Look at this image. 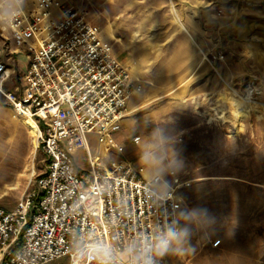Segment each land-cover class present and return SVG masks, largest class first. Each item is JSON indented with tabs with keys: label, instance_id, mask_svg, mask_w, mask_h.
<instances>
[{
	"label": "rangeland",
	"instance_id": "1",
	"mask_svg": "<svg viewBox=\"0 0 264 264\" xmlns=\"http://www.w3.org/2000/svg\"><path fill=\"white\" fill-rule=\"evenodd\" d=\"M57 1L85 11L115 52L140 66L142 92L111 158L149 178L170 182L174 172L192 182L179 191L188 235L161 255L163 264H264V0ZM249 85L261 94L247 97ZM8 118L0 128V206L11 210L32 173L44 171L45 155L34 150L30 129ZM90 143L95 151V136ZM80 158L87 167L86 154Z\"/></svg>",
	"mask_w": 264,
	"mask_h": 264
},
{
	"label": "built area",
	"instance_id": "2",
	"mask_svg": "<svg viewBox=\"0 0 264 264\" xmlns=\"http://www.w3.org/2000/svg\"><path fill=\"white\" fill-rule=\"evenodd\" d=\"M87 17L57 0L0 2L1 30L29 59L12 80L0 56V97L15 118L33 123L34 147L45 155L44 171L32 173L16 206H0V264L66 257L69 264H142L149 246L154 264H163L158 238L169 227L181 232L179 191L192 182L174 172L170 182L149 178L143 167L111 158L122 151L118 133L142 85ZM5 55H12L7 45ZM246 93L261 94L251 85ZM80 150L88 170H78Z\"/></svg>",
	"mask_w": 264,
	"mask_h": 264
},
{
	"label": "crops",
	"instance_id": "3",
	"mask_svg": "<svg viewBox=\"0 0 264 264\" xmlns=\"http://www.w3.org/2000/svg\"><path fill=\"white\" fill-rule=\"evenodd\" d=\"M4 13L6 14L5 11H4ZM2 27L3 26L1 25L0 26V56L2 57V59L4 61H6L8 63V65H9V67L11 69L12 77H13L12 80H14L15 77H17L16 75H22V74H25L27 72L28 65H29V59H28L27 54L25 52L21 51L20 49H18L15 46V44H14V42L12 40V35H11L10 30L9 29H4L2 31L1 30ZM193 29L195 31V32H193L194 35H195L196 32H197L196 30H198V29H197L196 26H194ZM100 35L105 41L110 43L108 40H106L102 36V31L101 30H100ZM6 45H7V48L10 49V52L12 53V55H10L8 57L5 55ZM112 48H113V53H114L115 57L121 63H123L124 65H126L129 68V72L131 74V77H132L134 83L142 85V83L139 81V79L134 77L135 76L134 73L140 70V66L138 64L134 63L133 61H131V59L128 58L126 55H123V54H120V53H116L113 46H112ZM21 57L24 58L23 64L20 61ZM23 71H24V73H22ZM12 80L9 81L10 84H14L13 83L14 81H12ZM138 95H140V93L136 94L133 98H131V100L129 102V106H130V103H132V101L134 99L135 100L137 99ZM4 117H9V118L15 120L16 121V125L18 127H23L25 130H28V127L25 124V121H22V120H19V119L15 118L13 110L11 108L7 107L4 104L3 99L0 98V128L7 127V122H5ZM9 118H8V120H10ZM34 150L36 151L35 147H34ZM92 152H94V151L92 150ZM81 154H86V153L84 151L80 150V151L75 152V154H74V159H75L76 165L78 167V170H88L89 169V165L86 167V166H84V165H82L80 163L81 162V158H80Z\"/></svg>",
	"mask_w": 264,
	"mask_h": 264
},
{
	"label": "clouds",
	"instance_id": "4",
	"mask_svg": "<svg viewBox=\"0 0 264 264\" xmlns=\"http://www.w3.org/2000/svg\"><path fill=\"white\" fill-rule=\"evenodd\" d=\"M160 138L162 140L165 139L162 135ZM147 158L148 157L146 155L145 159ZM187 235V230H184L183 232H177L175 229L169 227L167 231L158 238V242L155 246L156 252L160 255L165 254L169 250V247L173 241L178 240L181 236L187 237ZM152 250L153 249L151 246L147 248L146 255L143 258L142 264H154L153 259L150 255Z\"/></svg>",
	"mask_w": 264,
	"mask_h": 264
},
{
	"label": "bare ground",
	"instance_id": "5",
	"mask_svg": "<svg viewBox=\"0 0 264 264\" xmlns=\"http://www.w3.org/2000/svg\"><path fill=\"white\" fill-rule=\"evenodd\" d=\"M25 124L31 130V133L34 134L33 123L31 121H26Z\"/></svg>",
	"mask_w": 264,
	"mask_h": 264
}]
</instances>
